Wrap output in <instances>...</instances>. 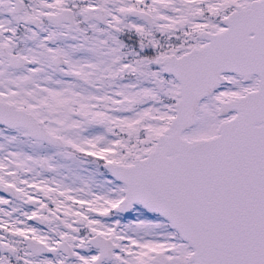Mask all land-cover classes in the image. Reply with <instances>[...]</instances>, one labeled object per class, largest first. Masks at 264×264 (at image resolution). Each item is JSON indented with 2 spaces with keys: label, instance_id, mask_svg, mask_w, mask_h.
Segmentation results:
<instances>
[{
  "label": "snow or ice",
  "instance_id": "snow-or-ice-1",
  "mask_svg": "<svg viewBox=\"0 0 264 264\" xmlns=\"http://www.w3.org/2000/svg\"><path fill=\"white\" fill-rule=\"evenodd\" d=\"M0 264H264V0H0Z\"/></svg>",
  "mask_w": 264,
  "mask_h": 264
}]
</instances>
